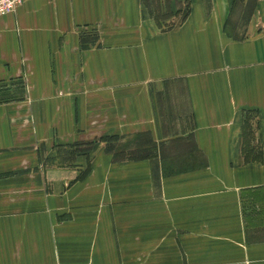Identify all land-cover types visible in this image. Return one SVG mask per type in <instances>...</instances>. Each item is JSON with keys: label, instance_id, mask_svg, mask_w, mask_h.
<instances>
[{"label": "crops", "instance_id": "0c3cea01", "mask_svg": "<svg viewBox=\"0 0 264 264\" xmlns=\"http://www.w3.org/2000/svg\"><path fill=\"white\" fill-rule=\"evenodd\" d=\"M240 1L169 0V27L143 0L0 15V89L23 83L0 99V194L44 211L5 264H264V0Z\"/></svg>", "mask_w": 264, "mask_h": 264}, {"label": "rangeland", "instance_id": "374dc122", "mask_svg": "<svg viewBox=\"0 0 264 264\" xmlns=\"http://www.w3.org/2000/svg\"><path fill=\"white\" fill-rule=\"evenodd\" d=\"M254 0H251L246 2V6H250L253 3ZM144 4L151 10L155 20L157 21L158 25H163L164 27L169 26H175L178 21L180 20V17L178 18L177 15L176 18H169L171 11L168 7L169 0H143ZM240 0H237L236 5L239 6ZM181 7V6H180ZM186 6L184 7L183 12L185 13ZM182 9H178L175 11L181 12ZM247 16V15H246ZM168 18V20H166ZM247 18V17H245ZM82 45H79L81 47ZM1 86V85H0ZM2 88V87H0ZM20 88H23V83L21 81H15L12 83H9L8 88L0 89V99L5 98L4 95L7 93L6 91L13 90V96L16 98L21 97V93L23 95V90L21 92ZM10 95V93H8ZM12 95V94H11ZM17 101L19 99H16ZM112 139H116V137H112ZM86 142V141H81ZM84 144V143H83ZM51 153L49 155L43 156L41 161L39 162V165L41 168H52V167H59V166H69L70 162L72 160L74 161L75 155L83 154L85 153L87 147L85 145H77V146H71L69 145H51ZM85 148V149H83ZM137 154V153H136ZM85 155V154H83ZM143 154L133 155L132 153H127V156L129 157H137L141 156ZM128 157V158H129ZM86 162V160H85ZM88 168V171L85 172V170ZM90 164L87 160L86 165L84 167H81V170H79L77 176L75 177V180H82L85 178L87 173L89 172ZM6 175V174H4ZM0 173V179L3 178ZM26 200V202H25ZM28 202V195L22 194V193H10V194H0V264H5L6 258L12 257L11 251L12 249L8 250L9 254L7 255V243L10 245V243H15L14 240H21L24 237H27L29 241H35L39 239L44 240V233H43V227L39 225L35 226H25L22 225L23 222L29 221L32 219V221H36L37 219L43 217V212L39 209H36L31 205V208H28V206H25ZM66 215L58 214L57 220H64L66 219ZM40 220V219H39ZM12 221V224L11 222ZM62 250V259L67 260L70 259L65 255V245H60ZM88 264V263H85Z\"/></svg>", "mask_w": 264, "mask_h": 264}, {"label": "built area", "instance_id": "2783aa9c", "mask_svg": "<svg viewBox=\"0 0 264 264\" xmlns=\"http://www.w3.org/2000/svg\"><path fill=\"white\" fill-rule=\"evenodd\" d=\"M26 0H0V15L11 12L15 7Z\"/></svg>", "mask_w": 264, "mask_h": 264}, {"label": "trees", "instance_id": "16d2710c", "mask_svg": "<svg viewBox=\"0 0 264 264\" xmlns=\"http://www.w3.org/2000/svg\"><path fill=\"white\" fill-rule=\"evenodd\" d=\"M155 19V18H154ZM156 21V20H155ZM157 22V21H156ZM243 134L245 135V138H246V136L248 135V130H247V128L249 127V123H248V117L246 118V117H244V119H243ZM84 143V144H83ZM77 146V145H79V146H81V145H85V147H87V148H89V147H91V142L90 141H86V142H74V143H72L71 144V146ZM83 149H85V148H83ZM87 150V149H86ZM86 171H88V168L85 170V172Z\"/></svg>", "mask_w": 264, "mask_h": 264}]
</instances>
